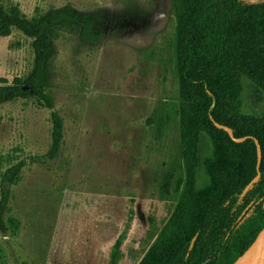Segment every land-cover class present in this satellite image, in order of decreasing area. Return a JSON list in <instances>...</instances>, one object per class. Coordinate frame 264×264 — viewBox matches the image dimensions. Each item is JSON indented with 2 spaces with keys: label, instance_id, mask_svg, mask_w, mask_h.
I'll return each mask as SVG.
<instances>
[{
  "label": "rangeland",
  "instance_id": "rangeland-1",
  "mask_svg": "<svg viewBox=\"0 0 264 264\" xmlns=\"http://www.w3.org/2000/svg\"><path fill=\"white\" fill-rule=\"evenodd\" d=\"M34 17L69 5L93 17L102 40L62 33L50 83L63 119L57 155L45 157L49 110L31 94L0 102L3 172L24 163L9 190L0 264H137L170 217L184 171L177 167L179 81L170 0H0ZM32 38L0 37V77L31 73ZM244 110L264 112V92L244 82ZM200 156L210 152L200 140ZM174 177L161 191L165 171Z\"/></svg>",
  "mask_w": 264,
  "mask_h": 264
},
{
  "label": "trees",
  "instance_id": "trees-1",
  "mask_svg": "<svg viewBox=\"0 0 264 264\" xmlns=\"http://www.w3.org/2000/svg\"><path fill=\"white\" fill-rule=\"evenodd\" d=\"M176 21V69L179 81L178 143L175 159L184 176L168 220L159 228L137 264H232L264 226V112L244 110V82L264 92V0H170ZM18 29L32 38V71L10 83L0 77V102L31 94L49 110L51 142L45 157L62 144L63 119L54 107L50 61L54 41L66 32L89 45L103 32L93 17L69 5L27 17L18 6L0 2V37ZM228 127L235 142L223 128ZM210 152L200 156V140ZM261 158L257 167L256 142ZM24 163L1 176L0 230L10 190ZM259 173L253 183L251 180ZM167 170L161 191L170 189ZM249 187L245 190V187ZM119 241L108 264L120 260Z\"/></svg>",
  "mask_w": 264,
  "mask_h": 264
},
{
  "label": "water",
  "instance_id": "water-1",
  "mask_svg": "<svg viewBox=\"0 0 264 264\" xmlns=\"http://www.w3.org/2000/svg\"><path fill=\"white\" fill-rule=\"evenodd\" d=\"M215 125L219 128H223L226 130L229 134V136L232 138L235 142H241L244 138L243 137H234L232 131L223 125H220L218 123H215ZM256 142V148H257V167L260 163L261 158V151L260 146ZM259 173L251 180L250 183H253L257 180ZM250 184H248L245 187V190L249 187ZM232 264H264V226L258 231L253 241L248 245V247L242 252L241 255H239Z\"/></svg>",
  "mask_w": 264,
  "mask_h": 264
}]
</instances>
